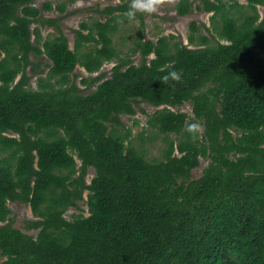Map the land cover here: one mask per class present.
I'll return each instance as SVG.
<instances>
[{"label":"trees","instance_id":"trees-1","mask_svg":"<svg viewBox=\"0 0 264 264\" xmlns=\"http://www.w3.org/2000/svg\"><path fill=\"white\" fill-rule=\"evenodd\" d=\"M120 1L107 7V20L82 23L88 33L77 31L74 49L61 29L41 49L31 40L41 9L33 0H0V250L7 256L0 264H264V18L256 7L264 0H247L255 12L240 16L231 13L238 0H179L180 15L194 7L213 12L211 23L221 15L216 32L225 41L192 22L188 39L195 47L168 36L140 38L134 51L141 64L120 58L112 42L116 18L129 19L130 0ZM86 40L93 45L83 49ZM32 51H44L53 61L50 75L62 80L78 64L93 72L106 60L122 61L94 91L71 95L28 87ZM172 70L180 78L163 80ZM209 80L219 108L195 93ZM138 99L194 101L190 124L205 120L210 143L198 146L194 129L177 145L181 155L173 153V141L165 160L147 159L116 129ZM187 116L164 107L154 124L180 132ZM230 128L242 136L232 141ZM222 130L227 142L214 144ZM208 149L217 153L201 177L190 179ZM85 190L89 214L65 219ZM9 200L31 205L39 217L32 221L40 228L36 236L12 225Z\"/></svg>","mask_w":264,"mask_h":264},{"label":"rangeland","instance_id":"rangeland-1","mask_svg":"<svg viewBox=\"0 0 264 264\" xmlns=\"http://www.w3.org/2000/svg\"><path fill=\"white\" fill-rule=\"evenodd\" d=\"M240 5H234L231 8L235 16H240L254 13L255 11L248 4L247 0H238ZM179 0H156L153 11H144L142 17L140 14L131 19L125 20L119 16L116 18L118 25L117 30L112 32V42L117 49L120 58L129 63L141 64L143 59L139 51L135 52L137 41L140 38L143 40L152 39L156 41L160 37L168 36L170 43L181 42L190 47L195 45L189 42L188 36L192 33V22H195L200 31L210 36L214 34V38L222 39L216 32L221 29L223 19L221 15L215 17L211 23L213 12L197 9L194 7L191 12L186 15H180L176 9V4ZM198 2V1H197ZM196 2V3H197ZM120 0H33V4L41 9L39 18L31 23L32 42L34 45L43 49L41 41L53 39L60 34V29L66 34L69 39V45L74 49L77 31L82 30L83 33H88L87 29H82V23L93 26L97 20L105 21L111 15L105 10L108 6L120 4ZM50 5V7H48ZM61 7H64L61 9ZM257 12L260 19L264 18V4H258ZM117 11L115 13H119ZM243 17V16H242ZM242 17L239 19L242 20ZM142 21H141V19ZM48 20H53L54 23ZM114 23L115 21H111ZM111 23V24H112ZM39 29L41 40L37 39L35 29ZM199 35V32H195ZM216 42V39H213ZM93 45V41H84L83 49ZM3 55L0 56V59ZM154 57V54L148 56V60ZM119 57L111 60H106L99 70L89 72L82 65L78 64L72 71L67 80H62L61 76L55 75L52 77L51 69L53 65L52 59L44 52H30V60L27 64L26 71L28 74L30 86L33 89L49 88L54 86L56 90L61 89V92H66L71 95H86L94 91L98 85L107 77L112 76V71L117 63L122 60ZM124 70V69H123ZM21 74L18 76L19 79ZM204 92V96L209 99L210 105L219 108L220 103L217 97V90L213 80H209L204 86H201L195 93ZM62 95L59 94V97ZM134 112L120 114L121 123L116 124L117 131L126 137V144H130L141 152L149 160H165L167 158L170 144L175 142L173 153L181 155L177 145L183 138H189L193 133L188 130V125L192 119L196 117L194 110V101L185 100L183 103L172 106L170 104L154 105L149 101L138 99L133 102ZM169 107L175 111H183L188 114L184 129L180 132H163L157 125L154 124V113ZM204 119V118H203ZM197 134L193 141L202 147H207L210 143L209 135L206 134L205 120L196 119ZM109 126H112L109 123ZM111 124V125H110ZM232 141H236L242 136V131L238 128H230ZM6 135L18 136L12 131H6ZM227 135L221 131L219 139L215 140L214 144L219 141L225 144ZM217 152L208 149L206 154L199 155V163L191 169L190 179L199 178L204 174V170L213 159V154ZM75 155H77L75 153ZM237 155H240L238 153ZM78 165H81V160L78 158ZM79 173V172H78ZM95 174V167L89 166L86 173V180L90 183ZM88 190H85L84 197L76 202V205L69 206L63 213V217L72 220L75 216L81 213L88 215L89 206L87 204ZM8 205L11 209V223L13 226L20 228L25 233L36 236L40 230L34 226L32 221L39 219L33 212L29 203L9 200ZM0 250V262L6 259Z\"/></svg>","mask_w":264,"mask_h":264},{"label":"clouds","instance_id":"clouds-1","mask_svg":"<svg viewBox=\"0 0 264 264\" xmlns=\"http://www.w3.org/2000/svg\"><path fill=\"white\" fill-rule=\"evenodd\" d=\"M156 4V0H130V6L126 11V15L129 19L133 18L137 11H148L151 12L154 10ZM169 77L174 79H179V73L176 70H172L169 72L163 80L167 81ZM198 126L195 123L188 125L189 132H192Z\"/></svg>","mask_w":264,"mask_h":264}]
</instances>
